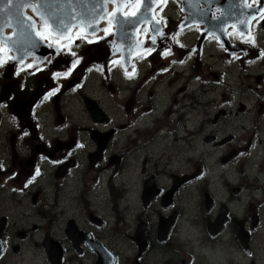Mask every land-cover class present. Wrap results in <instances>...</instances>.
Segmentation results:
<instances>
[{"label": "flooded vegetation", "instance_id": "1", "mask_svg": "<svg viewBox=\"0 0 264 264\" xmlns=\"http://www.w3.org/2000/svg\"><path fill=\"white\" fill-rule=\"evenodd\" d=\"M100 1L99 58L86 56L91 32L59 43L40 29L55 49L39 62L0 44V125L11 127L0 151V264H53L51 253L59 264H121L110 234L136 251L135 264L164 248L182 264H264V0H245L246 26L223 4L243 0H163L154 12L145 0L124 15ZM135 12L112 31L115 13ZM15 206L37 221L16 224Z\"/></svg>", "mask_w": 264, "mask_h": 264}, {"label": "water", "instance_id": "2", "mask_svg": "<svg viewBox=\"0 0 264 264\" xmlns=\"http://www.w3.org/2000/svg\"><path fill=\"white\" fill-rule=\"evenodd\" d=\"M77 1L82 6L86 5V3H88V5H86V8L88 10L90 9V11L89 12L86 11L85 17L88 18L87 19L88 21H90L89 26H88V24L84 25V23H82L80 21V19L75 18L74 15H69L70 10L73 9L72 7L80 8L81 5L78 4ZM84 1H86V3H84ZM84 1L80 2V0H39V7H40L39 11L33 10V8L31 6L22 9L20 19L24 20V26L21 27L17 23V17L16 16H9L8 12L5 11V4L7 3V0H0V42H5L9 49L11 48L12 50H18L20 53H22L24 58L28 52H32V54H39V52L40 53L42 52V49H43L45 44L38 34L36 21L33 19L32 16H30L26 12V10L28 8L32 10V13L34 14V16L36 15L37 17L40 18V20H42V22L44 24L48 25V27L50 28L51 31L55 32V30H57L56 32L58 34L62 33V31L64 29L66 30L67 33H69L72 31L73 28H75L77 26L82 27L87 32H96L99 29V27L96 24L100 23V21H101L98 18L99 17L98 13H99L100 7H98V8L94 7V5H93L94 0H92V3H90V0H84ZM98 1H100V0H96L97 3H98ZM140 1H142V0H140ZM143 1H145V0H143ZM103 2H104V0L100 1L101 6H102ZM114 2H115L114 6H121V12H123L124 8L130 4L131 0H114ZM242 2L243 3H241V4L243 5V8L239 9L242 13L237 9L235 10L234 7L228 5V3L226 1L223 4L225 6H227L226 10H225L226 11L225 14H226L227 19L233 18L234 15H238L241 23L244 26H246L248 23L249 15L254 11L246 6L245 0H243ZM17 3H18V0H13L14 6ZM25 3H28L29 5H31L32 3H36V0H25ZM66 3H68V4H66ZM97 3H96V6L98 5ZM140 4H144V3L140 2ZM201 4H203V3H201L200 0H192L190 3V5H194V6H199ZM154 5H155V3H154ZM64 9H66V11H64ZM261 10H262V5L260 7H258V11L256 12V13H258L257 16H259L261 14L260 13ZM67 11H69V12L66 13ZM142 11H143V9H142ZM237 11H239V12H237ZM41 13H43L44 15H41ZM77 14L80 15L79 13H77ZM115 14L112 17V23L113 24L115 23L114 25L117 24L116 26L118 27V30H117V32H115L116 34L119 33L120 24H123L126 22L130 23V22L134 21L135 19H137V16L123 18V17H121L120 13H115ZM120 19H122V21H120ZM61 21L63 23H61ZM92 22H93V24H92ZM76 23H77V25H76ZM118 23H119V25H118ZM91 25H94V26H91ZM136 25H138V23ZM218 25H216V26L220 30L221 27H220V25L219 26ZM210 27H211V24H210ZM7 28L12 29V31H13L12 35L9 36V35L5 34V30ZM20 49H22V52L20 51ZM19 61H17V62H19ZM9 69H10V64H9ZM100 253H102V252H100ZM55 254L51 253L52 263L53 264H59L61 256L60 255L56 256ZM100 259L101 260H99L98 264H106L102 257H100ZM108 264H115V259H112L110 261V263H108Z\"/></svg>", "mask_w": 264, "mask_h": 264}, {"label": "rangeland", "instance_id": "3", "mask_svg": "<svg viewBox=\"0 0 264 264\" xmlns=\"http://www.w3.org/2000/svg\"><path fill=\"white\" fill-rule=\"evenodd\" d=\"M97 49H98V47L90 48L88 50V53H86L87 54L86 56L93 57V58H99L101 55L97 52ZM90 50H92L93 53H89ZM102 98H104V104L108 108V111L115 118H122L123 117V111L109 100L108 95L106 93ZM240 100H241V95H240ZM72 102L73 101H71V100L64 99L63 103H64V108H65V113L67 111L68 112L72 111V109H73V103ZM54 110H53V107H50L43 114L44 120L47 123L52 124V121L55 120ZM5 111H7V109H5ZM10 129H11V127L6 122H4L0 125V151L1 150H4V151L7 150L6 139H7L8 131ZM50 131H52V128ZM22 144L25 145L24 143H22ZM12 210H13V220L18 225H20V224L24 225L27 222L37 221L34 218H31L29 220L24 219V217H23V211H24L23 206L12 207ZM39 236H40L39 234H36V236H35L36 240L35 241H38ZM109 241L112 243L111 247L118 250L119 253L121 254V257H122L121 264H135V260H136V258H135L136 253L135 252L136 251H132L130 249L126 250L125 243L121 242L119 239H117L116 234H110ZM32 242H34V240H32ZM180 260H181L180 256H176L173 252H170L169 250L164 248L161 250H156V251L151 252L145 259H142L140 261V264H182ZM18 264H48V262L45 261V259L40 256L36 260H32L30 257H27L23 263H18Z\"/></svg>", "mask_w": 264, "mask_h": 264}, {"label": "snow or ice", "instance_id": "4", "mask_svg": "<svg viewBox=\"0 0 264 264\" xmlns=\"http://www.w3.org/2000/svg\"><path fill=\"white\" fill-rule=\"evenodd\" d=\"M31 6L33 8V10L35 11H39L40 7H39V0H36V3H32L31 5H29L28 3H25V0H18V3L14 6L13 5V0H7V3L5 4V11L8 12L9 16H16L17 17V23L23 27L24 26V20L20 19L21 16V11L22 9ZM264 6V5H262ZM41 15H44L43 13H41ZM61 23H63L61 21Z\"/></svg>", "mask_w": 264, "mask_h": 264}, {"label": "bare ground", "instance_id": "5", "mask_svg": "<svg viewBox=\"0 0 264 264\" xmlns=\"http://www.w3.org/2000/svg\"><path fill=\"white\" fill-rule=\"evenodd\" d=\"M117 257V256H116ZM116 264H117V262H116Z\"/></svg>", "mask_w": 264, "mask_h": 264}]
</instances>
